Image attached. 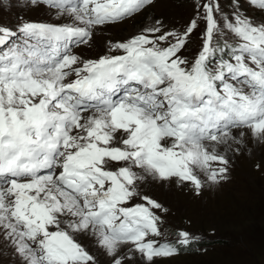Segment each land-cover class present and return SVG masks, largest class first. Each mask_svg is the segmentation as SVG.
Instances as JSON below:
<instances>
[{
	"label": "snow or ice",
	"instance_id": "1",
	"mask_svg": "<svg viewBox=\"0 0 264 264\" xmlns=\"http://www.w3.org/2000/svg\"><path fill=\"white\" fill-rule=\"evenodd\" d=\"M29 2L62 19L0 24V249L16 264H99L100 250L154 264L192 245L188 231L166 238L141 185L198 192L264 146V0H248L260 17L192 0L182 28L157 18L94 59L74 49L154 0Z\"/></svg>",
	"mask_w": 264,
	"mask_h": 264
},
{
	"label": "rangeland",
	"instance_id": "2",
	"mask_svg": "<svg viewBox=\"0 0 264 264\" xmlns=\"http://www.w3.org/2000/svg\"><path fill=\"white\" fill-rule=\"evenodd\" d=\"M2 1L0 24L14 25L19 18L44 23H58L62 19L45 5H33L25 0H7V5H1ZM220 3L225 12L233 11V0H220ZM238 4L241 12L261 16L249 6L248 0H238ZM145 10H148L146 17L139 18V13L97 29L89 46L74 51L94 59L107 53L110 43L151 27L157 18L168 26L181 27L193 16L192 0H156ZM192 37L194 43V34ZM200 45L195 47V52ZM188 53L190 57L194 55V51ZM225 175L218 183H205L198 192L191 184L175 181H156L147 188L141 185L142 190L150 191L166 209L157 213L164 216L160 224L162 232L166 222L176 231L199 235L192 245L181 247L177 254L154 258V264H264V146L250 142L248 150L232 158ZM84 243L90 251H97L94 242L85 238ZM100 253L99 264H107L108 257ZM0 264H16V257L10 250L0 249ZM136 264H141L139 258Z\"/></svg>",
	"mask_w": 264,
	"mask_h": 264
},
{
	"label": "trees",
	"instance_id": "3",
	"mask_svg": "<svg viewBox=\"0 0 264 264\" xmlns=\"http://www.w3.org/2000/svg\"><path fill=\"white\" fill-rule=\"evenodd\" d=\"M147 15H148V10H145V11L141 12L138 16H140L139 18H141L143 16L146 17ZM143 25H144V23H140V26H143Z\"/></svg>",
	"mask_w": 264,
	"mask_h": 264
},
{
	"label": "bare ground",
	"instance_id": "4",
	"mask_svg": "<svg viewBox=\"0 0 264 264\" xmlns=\"http://www.w3.org/2000/svg\"><path fill=\"white\" fill-rule=\"evenodd\" d=\"M6 251V250H5Z\"/></svg>",
	"mask_w": 264,
	"mask_h": 264
}]
</instances>
